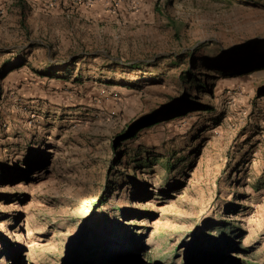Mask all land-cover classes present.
Returning <instances> with one entry per match:
<instances>
[{
    "label": "rangeland",
    "instance_id": "374dc122",
    "mask_svg": "<svg viewBox=\"0 0 264 264\" xmlns=\"http://www.w3.org/2000/svg\"><path fill=\"white\" fill-rule=\"evenodd\" d=\"M0 264H264V0H0Z\"/></svg>",
    "mask_w": 264,
    "mask_h": 264
}]
</instances>
